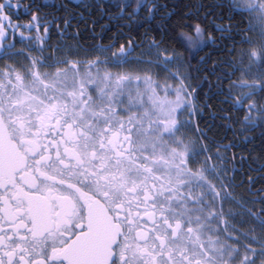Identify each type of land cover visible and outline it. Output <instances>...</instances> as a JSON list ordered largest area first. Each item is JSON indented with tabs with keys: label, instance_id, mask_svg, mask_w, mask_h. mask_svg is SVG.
Here are the masks:
<instances>
[{
	"label": "snow or ice",
	"instance_id": "6c2138e0",
	"mask_svg": "<svg viewBox=\"0 0 264 264\" xmlns=\"http://www.w3.org/2000/svg\"><path fill=\"white\" fill-rule=\"evenodd\" d=\"M81 6L0 0V264H264V83L234 78L239 45L242 73L264 65V0ZM105 16L107 43L77 39ZM157 16L159 37L123 31ZM220 40L226 134L260 129L239 168L236 139L199 126L184 59Z\"/></svg>",
	"mask_w": 264,
	"mask_h": 264
},
{
	"label": "flooded vegetation",
	"instance_id": "af4514ba",
	"mask_svg": "<svg viewBox=\"0 0 264 264\" xmlns=\"http://www.w3.org/2000/svg\"><path fill=\"white\" fill-rule=\"evenodd\" d=\"M25 2H29V0H25ZM54 2L58 3H66L69 4L73 10V14L76 12H83L84 16L88 17V10L81 5L92 4L94 0H54ZM162 3H167L170 6L172 11H182L184 10L183 6L185 4L193 5L197 2V0H161ZM203 3H209L210 0H201ZM48 11H51L49 9ZM93 11V17L98 16L95 9ZM27 16H21V20H26ZM239 19V16L236 18ZM91 23V19L88 20ZM81 25V34L77 39H80L84 44H92L95 43L97 39L100 40L101 43H107L108 40L111 38L113 32H117L118 29L121 28V25L116 23L115 21L107 20L106 16L105 19L98 20L95 32L96 37L93 38V33L89 32L87 29L83 27L84 21H79ZM167 21H161L160 17L157 16L153 20H144L138 21L137 24H134L131 28L123 27V31L125 33L132 31L133 35L137 37L139 40L141 38V34L147 32L149 36L155 34L159 37L160 32L159 28L166 24ZM127 24V21L124 22ZM100 25H104V28H101ZM218 36L227 35V33H217ZM250 36L254 41L257 40V36L255 33H250ZM124 39H127V36H124ZM58 40V34L56 33L55 22L52 23V36L49 39V44H54ZM119 43V41L117 42ZM224 41L220 40L216 43L209 44L207 47L203 49V51L197 53L193 58L190 53H184V59L186 62L191 64V68L188 71L191 72L192 80L191 83L194 88L197 89V117L196 120L199 123V126L202 129L210 128L211 131L209 132L210 136H214L217 141L226 143L228 140L236 139V141L240 144V149H231L229 151V155L233 152L237 154V168L240 167V156L239 152L244 151L248 153L249 150L255 151L257 154L260 153L261 145H260V136L259 131L260 129H255L253 132L249 133L250 136H255V140H249L248 143H244V135H240L238 137L233 136L232 131H228L226 134L225 128L223 127L226 123L221 116L223 115V111H226L230 108L229 104L224 103V95L218 92V86L220 81L216 79L218 75H220L222 69L225 65L221 64L220 61L222 59H226V49L224 52L221 49L224 47ZM22 47L21 44H17V48L19 49ZM252 46L248 44L239 45V49L243 51V65L239 63L240 59V51L234 54V59L237 60V63L234 65L237 68V71L234 73V78L239 79L240 83L246 85H254L259 79L261 83H264V65H257L255 63L252 64L250 68H247L245 72H241V67H246L249 64L248 53ZM50 51V49L46 50ZM138 54V53H137ZM135 55V54H134ZM200 57H205V62L203 64H198V60ZM216 62L219 67H217L216 72L213 74L211 69L214 67V63ZM199 69V71H197ZM121 69L119 67H112L111 71L117 72ZM249 88L239 89V91H249ZM264 97V93L259 94ZM195 123V121H194ZM230 123V122H228ZM223 138V139H222ZM248 160H252V156L248 157ZM258 163V162H257ZM255 166V165H253ZM245 170H247V165H245ZM255 175V173H252Z\"/></svg>",
	"mask_w": 264,
	"mask_h": 264
}]
</instances>
